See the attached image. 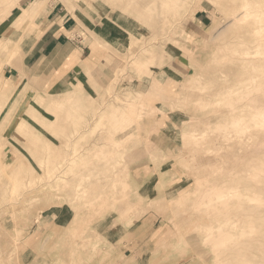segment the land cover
<instances>
[{
  "label": "rangeland",
  "instance_id": "1",
  "mask_svg": "<svg viewBox=\"0 0 264 264\" xmlns=\"http://www.w3.org/2000/svg\"><path fill=\"white\" fill-rule=\"evenodd\" d=\"M56 1L0 0V20ZM63 1L107 60L47 91L18 67L16 32L0 40V264H181L206 195H247L219 207L225 225L259 214L264 0ZM56 163L57 179L71 168L51 182Z\"/></svg>",
  "mask_w": 264,
  "mask_h": 264
},
{
  "label": "crops",
  "instance_id": "2",
  "mask_svg": "<svg viewBox=\"0 0 264 264\" xmlns=\"http://www.w3.org/2000/svg\"><path fill=\"white\" fill-rule=\"evenodd\" d=\"M35 4L30 2L29 5L23 7L18 3L7 17L0 20L1 41L5 40L12 45L10 43L12 41L10 40L11 30L16 32V40L21 38V59L18 67L23 73L25 72V77H33L34 83L42 88L49 86L47 91H51L64 84L74 72L87 75L86 70L93 68L96 71L102 68V64L107 60V52H104L103 47L94 49L92 40L91 43H83L85 39L78 33L80 29L76 17L78 9H74L75 14H73L63 0H57L47 11L44 6L30 11L27 19L18 25L17 21L23 15L24 10H31ZM36 16L37 19L34 21ZM31 21H33L32 25H30ZM24 31L29 33L22 40ZM261 33V42H259L256 55L264 53L263 49L260 50V47L264 45V32L261 31ZM5 34L9 37L8 40ZM261 62L262 58L257 57V61L250 64L260 65ZM85 191V188L79 186L78 196ZM187 197H189L188 194L184 198Z\"/></svg>",
  "mask_w": 264,
  "mask_h": 264
},
{
  "label": "bare ground",
  "instance_id": "3",
  "mask_svg": "<svg viewBox=\"0 0 264 264\" xmlns=\"http://www.w3.org/2000/svg\"><path fill=\"white\" fill-rule=\"evenodd\" d=\"M261 29H264V25L261 26ZM261 80L263 84L261 83L262 92L260 96V109L261 113H264V72L261 75ZM227 95L230 96V94L228 93ZM54 114L55 113H53V115ZM247 117H251V122L245 124L246 133L248 130V138L246 139V143L247 146H250V143L256 140L257 133L252 132V130L250 129L252 125H256V121L255 116L252 114H249ZM252 117L254 118V120L252 119ZM34 120L39 122V119ZM49 122L50 120H44V123L39 122V124L42 127H48L50 125ZM245 122H247V119ZM26 125L27 124L25 120H23L22 123L18 126V131L21 132V130H23ZM30 125L32 124L30 123ZM31 127L33 128L34 126L32 125ZM253 127L258 128L257 126ZM81 137H83L82 140L85 138L84 136ZM56 166L57 163L49 169L50 175H48L49 178L47 179H49V181L51 182H53V180H56L57 182L65 179V174H67V172L71 168L70 167L67 170L65 169L64 173L60 175L57 179V169H55ZM244 170L245 169H243V173ZM243 175H245V173ZM37 176L40 175L38 174ZM250 180L253 181L252 179ZM244 187L246 190H249L250 184L247 183V185H244ZM246 196L247 195L241 196L240 199L243 200L244 198H246ZM206 197L207 198L205 199V201H203V198L199 200V206L194 211V214H196L195 217L197 218L196 224L194 226V231L189 237L187 235H184L183 238L185 241V246L184 249L182 248L183 257L181 256L178 263L181 262V264H264V208L259 214L254 215V217L248 216L247 213L243 214V221H241V224L239 226L237 225V227L225 225L223 220L226 217L222 214V212L225 213L226 211L223 208L221 209L219 207L223 204V202H226V200V203L233 201L234 204H231L233 207L235 206V204L239 205V207H243L240 204L242 203V200L239 201L236 199H226V195L222 194H208L206 195ZM256 200L258 202V198H256ZM223 227L225 229L236 230L237 239H235L234 235L226 233ZM249 227L252 235L248 233Z\"/></svg>",
  "mask_w": 264,
  "mask_h": 264
}]
</instances>
